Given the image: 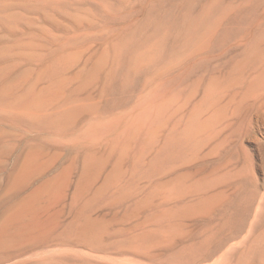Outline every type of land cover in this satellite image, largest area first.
<instances>
[{"label": "rangeland", "instance_id": "obj_1", "mask_svg": "<svg viewBox=\"0 0 264 264\" xmlns=\"http://www.w3.org/2000/svg\"><path fill=\"white\" fill-rule=\"evenodd\" d=\"M220 16L212 43L194 51L193 34ZM262 33L264 0H0V239L23 223L33 230L14 238L48 235L36 252H56L64 264H180L187 242L223 235L227 215L240 209L230 202L254 193L240 231L264 240ZM255 39L262 60L227 82ZM212 76L224 78L218 87ZM13 95L40 101L11 107ZM24 108L37 121L18 114ZM65 110L71 119L52 120ZM170 138L180 140L176 149ZM89 149L104 159L86 176ZM28 151L37 152L38 180L67 182L17 214L14 205L28 193L9 182ZM220 191L221 203L181 214Z\"/></svg>", "mask_w": 264, "mask_h": 264}, {"label": "bare ground", "instance_id": "obj_2", "mask_svg": "<svg viewBox=\"0 0 264 264\" xmlns=\"http://www.w3.org/2000/svg\"><path fill=\"white\" fill-rule=\"evenodd\" d=\"M211 6L206 8L205 11L203 12L204 16H207L208 14H210V10H211ZM227 11V10H226ZM224 15V14H223ZM219 17V16H218ZM222 20V16H220V19H218L217 22H213V23H209L208 26L201 32H197L196 34H193V38L190 39V44H192L194 51L197 52H202L203 50L207 49L208 46L212 43V40L216 37L217 34V29H218V25L220 24ZM222 23V22H221ZM193 25H191L189 28H191ZM253 28V27H252ZM251 28V29H252ZM257 29V28H256ZM191 30V29H190ZM256 31V30H255ZM255 31H253V34L255 33ZM261 31V30H260ZM248 32V31H247ZM250 33V31H249ZM261 35V32H259ZM249 36L248 33H245ZM252 34V35H253ZM257 35V34H256ZM262 35L264 36V33H262ZM247 38V36H245ZM255 37V36H254ZM249 38V37H248ZM257 38V37H256ZM251 39V38H250ZM264 39V37H263ZM189 41V40H188ZM125 42V41H124ZM248 42V41H247ZM250 43H254L252 46V49L250 51H248L247 53H245L246 55H244V57L242 58V60H239L241 62H239L238 64H234L232 65V69L230 67V72L228 73L229 76H227L228 81H232L233 78H229L230 76H234L237 75L238 73L240 74V72L242 71V69L244 67H246L247 65L252 64L253 62H256V60L259 58L258 62L260 61V54L258 52L259 46L261 44V42L258 39L255 40H249L248 45ZM244 45V44H243ZM246 45V46H248ZM262 45V44H261ZM245 46V45H244ZM251 47V44H250ZM261 47V46H260ZM247 49V47L245 48V50ZM244 50V49H243ZM261 50V49H260ZM111 51V50H110ZM263 51V50H262ZM261 51V52H262ZM263 53V52H262ZM261 53V54H262ZM110 54V53H109ZM57 55V54H56ZM59 56V55H57ZM263 56V55H262ZM53 57V56H52ZM55 57V55H54ZM53 57V58H54ZM56 58V57H55ZM54 58V59H55ZM263 58V57H262ZM261 58V60H262ZM52 59V58H51ZM59 60V59H58ZM50 61V60H49ZM237 61V60H236ZM56 62V61H55ZM59 62V61H58ZM255 64V63H254ZM54 65V63H53ZM58 65V64H57ZM262 65V64H261ZM52 66V65H51ZM259 66V65H258ZM256 66V68L258 67ZM250 66H248L249 68ZM247 68V67H246ZM264 69V68H263ZM54 70V69H53ZM66 70V69H65ZM254 70V69H253ZM252 70V72H253ZM244 71V70H243ZM60 72V71H59ZM227 73V72H226ZM242 73V72H241ZM256 76L254 78H250L251 83L256 82L254 81V79H259L260 76V69H256ZM225 76V77H226ZM222 77V76H220ZM220 77H215L212 76L211 77V82H213V84L218 87L220 81L222 82V80H219L218 78ZM238 77V76H237ZM243 78V76L241 77V79ZM225 81V80H224ZM250 81V80H248ZM262 81V80H261ZM263 82V81H262ZM222 84V83H221ZM244 84V83H243ZM223 85V84H222ZM247 85V84H246ZM261 85V83L259 84V86ZM263 85V84H262ZM210 87V85H209ZM222 86H220L221 88ZM235 87V86H234ZM66 88V87H64ZM233 88H231L232 90ZM51 90V89H50ZM215 90H219V88H215ZM229 90V89H228ZM247 90V89H246ZM48 92V91H46ZM58 92V91H57ZM224 93V92H223ZM48 95V94H47ZM218 95V94H217ZM216 96V95H215ZM214 96V97H215ZM235 96V95H234ZM27 101H32L34 103L39 102L40 100L38 98L35 97H26L24 99H22V97L19 96H12V100H9L8 102V106L10 105L11 107L16 103V102H27ZM232 101V100H231ZM43 102V100H42ZM221 103V102H220ZM35 105V104H34ZM6 107V106H5ZM33 108V107H32ZM35 110V109H33ZM39 111H41L39 109ZM33 112L35 111H30L28 108H24V109H20L18 110V114L26 117L27 119H29L30 121L34 122L37 119V115L34 114ZM37 112V111H36ZM58 113L54 115L52 120L54 121H62V120H67V119H71V116L73 114V111L70 110H65V111H57ZM40 114V113H39ZM9 118V117H8ZM40 118H42V116H40ZM48 119V118H46ZM39 120V119H38ZM37 121V120H36ZM42 121V120H41ZM50 121V120H49ZM48 121V123H49ZM44 122V121H43ZM46 122V121H45ZM41 123V122H40ZM40 123H36V124H40ZM42 124V123H41ZM45 124V123H43ZM202 126H199L198 129L196 131H193L192 136H196L199 135L200 132L202 131ZM81 130V129H80ZM181 134V133H180ZM184 134V133H182ZM181 134V136H182ZM186 134H184L182 137H180L181 139L184 138ZM201 135V134H200ZM199 136H197L198 138ZM11 138V137H10ZM187 139V138H186ZM171 140V138H170ZM185 139H183L182 141H184ZM172 141V140H171ZM174 141V140H173ZM173 141L171 142V144L173 143ZM180 141V140H177ZM176 139L174 141V143L171 145L170 149H176V143L177 142ZM181 141V142H182ZM180 142V143H181ZM186 142V141H184ZM189 138H188V142L189 143ZM179 144V142H178ZM198 144V143H196ZM195 144V145H196ZM183 145V144H182ZM185 145V144H184ZM178 146V145H177ZM183 147V146H181ZM196 147V146H195ZM169 149V150H170ZM199 149V147H198ZM29 152V151H28ZM39 152V151H38ZM86 158L84 157V160L86 162H84L83 164H85L84 166H82V171L83 173L86 175L90 172L89 168H93L94 164H100L101 162L99 160H103V156H99L98 152L96 151H92V149H89L86 151ZM29 153H32L29 152ZM37 153V152H36ZM36 153H32V156L27 157L25 163L28 164H23L24 167L21 166V168L19 169L18 173H16L15 175H11L10 177V182H9V189L13 190V191H17L18 189L20 190H25L26 193H28L27 196L21 197L20 200L14 205V209H16L18 212L17 214L20 213H24L28 210H31L35 207V203L41 198H43L45 195H49L52 194L56 191H58V189H60V186L65 182H67L66 180L62 181L60 176H53L51 178H46V179H40L38 180V172H36V169L33 168V163L32 160L35 156ZM40 153V152H39ZM85 153V152H84ZM124 153V152H123ZM105 154V153H104ZM194 154V153H193ZM124 155H126L124 153ZM192 155V154H191ZM197 156V155H194ZM36 157V156H35ZM41 160V159H40ZM83 161V159H82ZM39 162V161H38ZM43 163V162H42ZM41 163V164H42ZM73 163V162H72ZM75 164V163H74ZM48 163L46 164V162L43 164V167H47ZM36 166V165H35ZM42 168V167H41ZM32 170V171H31ZM42 171V170H41ZM34 174V175H33ZM34 176L37 177V179H34ZM84 176V175H83ZM87 176V175H86ZM44 177V176H43ZM42 178V177H41ZM80 179V177H79ZM60 180L63 183H60ZM87 180V179H86ZM35 181H38L36 183H34ZM84 181V180H83ZM87 183V181H85ZM77 183V182H76ZM229 183V182H228ZM82 185L84 184L83 182L81 183ZM211 184V183H210ZM79 185V184H78ZM86 185V184H85ZM89 185V184H88ZM93 186V185H92ZM91 186V187H92ZM82 187V186H81ZM83 187H85L83 185ZM87 187V185H86ZM66 188V187H64ZM205 188V187H204ZM201 190V189H200ZM208 191V190H207ZM236 191H240V190H236ZM20 192V191H18ZM60 192V191H59ZM62 192V191H61ZM100 192V191H99ZM187 192V191H186ZM205 192V191H204ZM202 193V192H201ZM237 193V192H236ZM57 194V193H56ZM60 194V193H59ZM76 194V193H75ZM93 194V193H92ZM206 194V193H205ZM61 196L63 195L60 194ZM60 195H58L57 197H59ZM224 192L220 191L218 193H216L215 195H208L206 196L204 199H202V201L198 202L197 204L195 203V205L183 210L181 212V214L183 216H188L192 213L195 214H201L204 213L206 210L210 209L213 205H217L219 203H221L224 200ZM60 196V197H61ZM56 197V198H57ZM59 197V198H60ZM72 197V196H71ZM226 197V196H225ZM236 197H238L237 200H232L230 202L231 207L239 205V211L237 212V214L235 215L233 212H229V214L226 217L225 222H223L224 224L221 227V232L223 231L224 234L220 235V236H214V237H206L204 240H193L191 242H187L185 245V251L183 253V255L180 257V264H254V262L256 260H260L264 257V240H245L246 236L242 237V231H240V217L242 216L243 212H250L252 210L253 207V203L255 198L257 197L256 194L251 193V194H240L237 195ZM56 199V201L59 200ZM97 198V197H96ZM72 199V198H71ZM54 200V199H53ZM94 202V201H93ZM38 205V204H37ZM53 205V204H52ZM189 205V204H188ZM187 206V205H186ZM185 206V207H186ZM92 207V206H91ZM184 207V206H183ZM215 207V206H214ZM39 208V207H37ZM78 209V208H77ZM258 209V207H257ZM40 211V210H39ZM77 211V210H76ZM79 213V211H77ZM201 212V213H200ZM82 213V212H81ZM25 214V213H24ZM31 214V213H30ZM80 214V213H79ZM11 215V214H10ZM55 216H57L56 214H54ZM28 216V215H27ZM55 216H52L53 219L51 218L52 223H54L57 218ZM79 216V215H78ZM12 217V216H11ZM55 217V218H54ZM177 217V216H176ZM86 218V217H85ZM15 219V218H14ZM13 219V220H14ZM41 219V218H40ZM55 219V221H54ZM60 219V218H59ZM58 219V220H59ZM12 220V219H11ZM27 220V219H26ZM38 220V219H36ZM50 220V222H51ZM87 219H85L86 221ZM9 221V220H8ZM28 221V220H27ZM84 221V220H83ZM90 221V220H89ZM19 222V221H18ZM23 222V221H22ZM21 222V223H22ZM25 222V221H24ZM49 222V221H48ZM49 222V223H50ZM58 222V221H57ZM56 222V223H57ZM87 222V221H86ZM7 223V222H5ZM4 223V224H5ZM54 223V224H56ZM90 223V222H89ZM88 223V224H89ZM92 223V221H91ZM9 225L11 223H8ZM23 224V223H22ZM19 223L18 225V230L14 232L17 235H22L24 233L22 232H30L29 229L33 230L32 227H28V226H24ZM58 224V223H57ZM56 224V226H58ZM93 224V223H92ZM6 225V224H5ZM17 225V224H15ZM41 225V224H39ZM43 225V224H42ZM91 225V224H90ZM3 226V225H2ZM34 226V224L32 225ZM46 226V225H45ZM52 224L47 225L48 230H46V233L51 232L53 230L51 229H55L53 227ZM83 227H85L82 223ZM87 226V225H86ZM93 227V225H91ZM5 226H3L4 228ZM26 227V228H25ZM35 227V226H34ZM81 227V229L83 228ZM2 228V227H1ZM28 228V229H27ZM36 228H38V226H36ZM46 227L44 229H47ZM9 229V227L4 228V230ZM16 229V228H15ZM43 230V228H40V230ZM80 229V228H79ZM41 230V231H42ZM3 231V229H2ZM44 231V230H43ZM42 231V232H43ZM89 231V229H88ZM7 232V231H6ZM10 232V230H9ZM26 232V233H27ZM32 232V231H31ZM82 232V230H81ZM91 232V231H90ZM3 233V232H2ZM5 233V232H4ZM15 233H5L2 236H5L6 234V238H2L0 239V264H64L63 260L60 258L56 257V252L53 253V251L51 252H42V253H37L36 250L38 251L39 248V244H45L48 243L46 242L47 240H42L40 239L41 236L45 237L48 235H41L39 237V239L34 236L35 238H37L38 240H33L32 239H21L19 238V240H16L14 238V236H16ZM33 233V232H32ZM31 234V233H29ZM36 234V232H35ZM50 234V233H48ZM89 234V232H88ZM146 234V233H145ZM34 235V233L32 234ZM84 235V234H82ZM25 236V235H24ZM59 236V235H58ZM80 237H83L81 235H79ZM146 236V235H145ZM17 237H22V236H17ZM85 237V236H84ZM83 237V238H84ZM87 238V237H86ZM136 240L138 237H134ZM141 238V236H140ZM139 238V239H140ZM46 239V238H45ZM78 239V238H77ZM237 239V240H234ZM50 241V240H49ZM60 242H63L61 240H59ZM78 241V240H77ZM80 241V240H79ZM78 241V242H79ZM82 241V240H81ZM133 241V240H132ZM56 242V241H55ZM54 244V243H53ZM64 244V243H63ZM47 246V245H46ZM50 251V250H47ZM26 255H28L27 257H25ZM23 257V258H22ZM16 259V260H15ZM15 260V261H12ZM10 261H12L11 263H9Z\"/></svg>", "mask_w": 264, "mask_h": 264}]
</instances>
